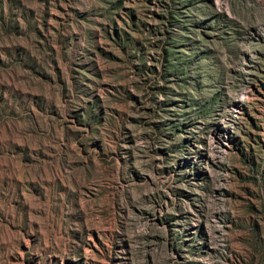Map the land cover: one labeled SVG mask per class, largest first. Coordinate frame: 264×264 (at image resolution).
I'll use <instances>...</instances> for the list:
<instances>
[{"label": "rangeland", "instance_id": "rangeland-1", "mask_svg": "<svg viewBox=\"0 0 264 264\" xmlns=\"http://www.w3.org/2000/svg\"><path fill=\"white\" fill-rule=\"evenodd\" d=\"M0 264H264V0H0Z\"/></svg>", "mask_w": 264, "mask_h": 264}]
</instances>
